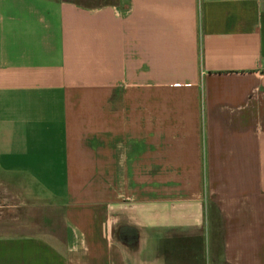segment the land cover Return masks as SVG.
<instances>
[{
    "label": "crops",
    "instance_id": "0c3cea01",
    "mask_svg": "<svg viewBox=\"0 0 264 264\" xmlns=\"http://www.w3.org/2000/svg\"><path fill=\"white\" fill-rule=\"evenodd\" d=\"M0 180V264H264V0H0Z\"/></svg>",
    "mask_w": 264,
    "mask_h": 264
},
{
    "label": "rangeland",
    "instance_id": "374dc122",
    "mask_svg": "<svg viewBox=\"0 0 264 264\" xmlns=\"http://www.w3.org/2000/svg\"><path fill=\"white\" fill-rule=\"evenodd\" d=\"M83 4L93 5L116 0H75ZM205 166V163H204ZM15 191L10 189L7 182L0 180V230L5 232H29L36 230L62 229V208L30 204L29 201L17 203ZM34 201V200H33ZM38 203L40 201H37ZM20 204V205H16Z\"/></svg>",
    "mask_w": 264,
    "mask_h": 264
}]
</instances>
